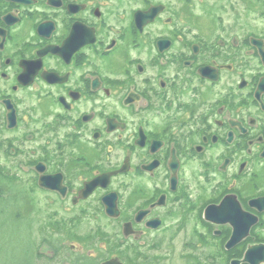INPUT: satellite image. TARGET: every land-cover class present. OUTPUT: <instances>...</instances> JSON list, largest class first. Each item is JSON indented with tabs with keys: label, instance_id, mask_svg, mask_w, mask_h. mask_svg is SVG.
<instances>
[{
	"label": "flooded vegetation",
	"instance_id": "af4514ba",
	"mask_svg": "<svg viewBox=\"0 0 264 264\" xmlns=\"http://www.w3.org/2000/svg\"><path fill=\"white\" fill-rule=\"evenodd\" d=\"M3 157L28 167L3 190L63 205L50 232L102 218L137 258L195 220L264 245V0H0Z\"/></svg>",
	"mask_w": 264,
	"mask_h": 264
},
{
	"label": "rangeland",
	"instance_id": "374dc122",
	"mask_svg": "<svg viewBox=\"0 0 264 264\" xmlns=\"http://www.w3.org/2000/svg\"><path fill=\"white\" fill-rule=\"evenodd\" d=\"M0 165L21 176H26L28 169L11 165L9 157H3ZM18 182L4 186V196L0 195V264H104L116 256L128 264H132L131 259L138 260V264H230L245 256L244 244L225 251L224 245L218 246L214 240L212 224L198 227L195 220L188 223L187 232L174 234L169 228L152 235L153 240L147 242L150 245L137 246L140 249L137 258L132 243H121L115 237L117 227L102 218L93 217L98 228L91 220L76 227L77 230L50 232V215L63 211V205L51 204L42 195L33 201H19ZM54 217L62 222L70 218ZM224 239L225 235L220 241Z\"/></svg>",
	"mask_w": 264,
	"mask_h": 264
},
{
	"label": "water",
	"instance_id": "95a60500",
	"mask_svg": "<svg viewBox=\"0 0 264 264\" xmlns=\"http://www.w3.org/2000/svg\"><path fill=\"white\" fill-rule=\"evenodd\" d=\"M9 120H10V125H14L15 124V120H14V113H10L9 114ZM14 121V122H12ZM106 180V176L104 177H100L99 179H97L96 181L90 183L87 188L85 189V191L82 193L83 197H88L90 192L96 188L100 182L104 181V179ZM44 178H42L41 180V185L42 186H47L44 181ZM108 181V180H107ZM116 195L112 194V195H108L104 198V205H106V213L108 214V216H115L119 213L118 207L116 205ZM205 218L206 220L211 222V212H210V207L208 209H206L205 211ZM153 223H151L150 225H152ZM158 224V223H157ZM243 227V228H242ZM251 227V225L249 226V228ZM246 228L244 226H240L239 228H235L234 231V235L233 237L230 239V241L227 243V250H231L233 248H235L238 243H240L244 238L245 235H247L248 232H246L245 230ZM245 257L243 260H234L231 262V264H264V245H259V246H251L248 248V251L244 254ZM104 264H123L120 260H118L117 258L109 260L104 262Z\"/></svg>",
	"mask_w": 264,
	"mask_h": 264
},
{
	"label": "trees",
	"instance_id": "16d2710c",
	"mask_svg": "<svg viewBox=\"0 0 264 264\" xmlns=\"http://www.w3.org/2000/svg\"><path fill=\"white\" fill-rule=\"evenodd\" d=\"M2 188L3 187L0 186V195H4V190Z\"/></svg>",
	"mask_w": 264,
	"mask_h": 264
}]
</instances>
